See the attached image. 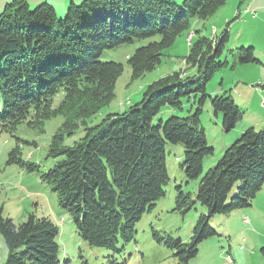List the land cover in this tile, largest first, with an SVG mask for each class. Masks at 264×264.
<instances>
[{"label":"trees","instance_id":"1","mask_svg":"<svg viewBox=\"0 0 264 264\" xmlns=\"http://www.w3.org/2000/svg\"><path fill=\"white\" fill-rule=\"evenodd\" d=\"M227 1L71 0L64 18L49 1L34 8L29 0L5 3L0 12V133L57 115L69 118L65 128L70 133L83 128L84 136L71 146H62L63 134H57L51 153L55 163L42 179L89 245L117 249L120 238H133L137 222L165 195L168 142L184 146L182 167L189 179H198L204 158L215 153L200 127L202 106L188 116L156 120L163 107L180 108L182 97L197 94L202 105L210 97L215 112L224 115L225 131L243 115L230 95L206 93L207 81L226 63L219 58L230 31L212 39L197 30L184 58L186 68L151 83L128 110L91 124L89 119L115 96L124 71L122 63L102 59L106 50L149 40L128 55L132 78H138L162 62L164 51L194 20H207ZM231 51L239 63L258 60L254 47ZM58 94L63 97L55 106ZM16 153L11 161L18 160ZM263 187L264 128L249 127L200 179L196 197L208 213L199 218L189 243L170 237L177 254L186 261L195 257L198 243L215 233L210 217L251 206ZM179 192L186 202L189 195ZM0 232L9 250L4 264L60 263L59 225L49 216L29 213L16 223L0 213Z\"/></svg>","mask_w":264,"mask_h":264},{"label":"rangeland","instance_id":"2","mask_svg":"<svg viewBox=\"0 0 264 264\" xmlns=\"http://www.w3.org/2000/svg\"><path fill=\"white\" fill-rule=\"evenodd\" d=\"M11 1L0 0V4L4 7L6 2ZM41 1L34 0L33 3L29 0L32 8ZM240 2L228 0L207 20H199L196 29L212 39L225 29L230 31L219 58L226 63L215 69L207 81L206 93L212 97L230 95L243 111L242 119L233 129L225 131L223 113L215 112L210 97L201 105L202 94L182 97L180 108L163 107L156 120H166L174 115L188 116L202 106L200 127L204 128L208 144L215 148V153L204 158L201 176L189 179L182 167L184 146L181 143L166 144L170 181L164 187L165 195L137 222L133 238L129 241L120 238L117 249L89 245L78 234L71 213L59 205L52 186L43 181V174L55 163L51 153L57 134H63L58 140L62 146H71L84 136L83 128L72 133L65 128L69 119L65 115L54 116L37 125L24 122L17 126L14 133H0V213L16 223L26 220L29 213L52 218L60 230L59 264H264V187L251 206L210 217L209 225L215 233L198 243V253L189 261L182 258L183 254H177L178 250L170 243V237L189 243L199 218L208 213L207 207L202 206L196 197L200 179L216 166L225 150L247 128H264V21L256 18L264 8H257L256 14L249 4L243 6L245 3L239 5ZM69 5L70 2L63 9L66 11ZM247 7L252 12H246ZM56 11L59 18L66 16L65 12L60 13L61 9ZM191 30L194 29L179 35L175 43L164 51L162 62L155 69L138 78H132L128 55L149 40L135 39L130 44L106 50L102 59L122 63L124 71L117 80L115 96L89 119V123L97 124L109 113L128 110L142 99L151 83L186 68L184 58L189 53L190 43L198 37L197 30ZM239 47H254L258 60L239 63L238 54L231 51ZM62 97V94L56 96L55 106ZM14 150H17L18 160L11 161ZM32 163L37 164V168L31 169ZM180 189L189 195L186 202L179 196ZM8 252L0 232V264L6 262Z\"/></svg>","mask_w":264,"mask_h":264},{"label":"crops","instance_id":"3","mask_svg":"<svg viewBox=\"0 0 264 264\" xmlns=\"http://www.w3.org/2000/svg\"><path fill=\"white\" fill-rule=\"evenodd\" d=\"M31 2L34 3V0H30ZM42 1H49L50 3H52L55 8H59L62 10V12H60L61 14H63L65 12V9H63L68 2H70L71 0H42ZM41 1V2H42ZM76 3H80L82 0H72ZM264 2V0H241L240 4L239 5H242L244 4L243 6H246V5H250L251 8L253 10H255L256 14H257V11L256 9H260V8H264V3H261V2ZM2 3L0 4V8H2ZM256 18H260V20H263L264 21V9H262V11L258 14V16ZM199 20H194L193 24H192V28L191 29H194V30H191V31H195L197 30L196 27L199 26ZM229 25V23H228ZM218 35V34H217Z\"/></svg>","mask_w":264,"mask_h":264},{"label":"built area","instance_id":"4","mask_svg":"<svg viewBox=\"0 0 264 264\" xmlns=\"http://www.w3.org/2000/svg\"><path fill=\"white\" fill-rule=\"evenodd\" d=\"M245 11H246V12H249V11L252 12V10H250L249 7H247V8L245 9Z\"/></svg>","mask_w":264,"mask_h":264},{"label":"bare ground","instance_id":"5","mask_svg":"<svg viewBox=\"0 0 264 264\" xmlns=\"http://www.w3.org/2000/svg\"><path fill=\"white\" fill-rule=\"evenodd\" d=\"M253 13H254V11H253Z\"/></svg>","mask_w":264,"mask_h":264}]
</instances>
